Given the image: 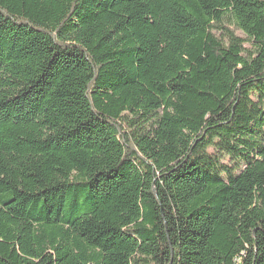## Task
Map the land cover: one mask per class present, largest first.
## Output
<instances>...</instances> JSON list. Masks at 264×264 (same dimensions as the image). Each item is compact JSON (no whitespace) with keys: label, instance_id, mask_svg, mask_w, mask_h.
I'll return each instance as SVG.
<instances>
[{"label":"trees","instance_id":"trees-1","mask_svg":"<svg viewBox=\"0 0 264 264\" xmlns=\"http://www.w3.org/2000/svg\"><path fill=\"white\" fill-rule=\"evenodd\" d=\"M0 264H264V0H0Z\"/></svg>","mask_w":264,"mask_h":264},{"label":"rangeland","instance_id":"rangeland-1","mask_svg":"<svg viewBox=\"0 0 264 264\" xmlns=\"http://www.w3.org/2000/svg\"><path fill=\"white\" fill-rule=\"evenodd\" d=\"M237 33H239V32H237Z\"/></svg>","mask_w":264,"mask_h":264}]
</instances>
